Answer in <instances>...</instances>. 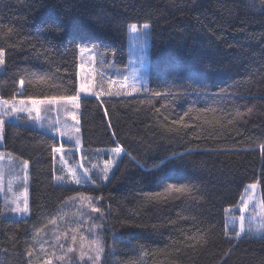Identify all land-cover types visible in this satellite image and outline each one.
I'll return each instance as SVG.
<instances>
[{"label":"trees","instance_id":"16d2710c","mask_svg":"<svg viewBox=\"0 0 264 264\" xmlns=\"http://www.w3.org/2000/svg\"><path fill=\"white\" fill-rule=\"evenodd\" d=\"M132 24L150 27L147 91L80 98L81 146L3 124L1 150L28 161L29 216L0 200V264H34L77 193L99 198L100 264H264V238L225 236L246 187L264 202L261 0H0V99L77 96L81 50L119 74ZM73 168L91 179L69 182Z\"/></svg>","mask_w":264,"mask_h":264},{"label":"rangeland","instance_id":"374dc122","mask_svg":"<svg viewBox=\"0 0 264 264\" xmlns=\"http://www.w3.org/2000/svg\"><path fill=\"white\" fill-rule=\"evenodd\" d=\"M138 27V26H137ZM142 28L138 27V29ZM148 36L146 41L141 44L139 38L135 34L129 31V56L127 62V68L120 72L119 74L108 75L107 73H102L98 71L96 67V57L93 53L89 51H80V66H79V89L77 95V101L73 104L70 101L63 99H55L51 103L45 102L33 106L30 102L31 100L24 99H14L9 101L8 105H4V108L8 109V115L0 116V119L4 121H12L15 123H21L25 125L35 126L36 128L43 130L46 133L52 134L59 139L69 141L77 146H81V136L79 128V100L84 96H94L102 93L103 91L110 94H125V95H139L146 91L144 87L147 88L148 82V63H149V32L150 27L146 29ZM93 57L95 58L93 60ZM94 68L93 72V87L89 92H80L81 84L85 82L88 77L90 70ZM4 71V65H0V74ZM103 74V75H101ZM133 74L136 80V88L138 91H133L131 87L121 88L120 83L125 77ZM112 81H117V83H111ZM131 83V79L129 80ZM111 85V86H110ZM21 91V87L19 88ZM1 100V99H0ZM52 100V99H49ZM41 100V101H49ZM23 102V103H22ZM12 105L17 108H23V111L12 113ZM39 109V115L36 111H30L33 108ZM3 109H0L2 112ZM25 120V121H24ZM54 127H58L63 130L66 135L61 137L58 132L54 131ZM78 129V131H77ZM2 138V131H0V141ZM79 139L80 143L77 144L76 140ZM0 200L6 210V216L12 218L23 219L29 216V175L28 167L27 170L23 167V161L2 151L0 148ZM27 176V181L25 182L24 177ZM11 183V188L9 187ZM257 185V184H256ZM248 188V187H246ZM245 195V191L242 196ZM20 197L21 207L23 206L24 197H27L28 202V212L27 213H14L11 209L15 207L13 201L16 197ZM248 196L254 197L252 203L249 204L246 212L244 213L245 228L248 227L247 217L255 216L256 220H260L258 213L260 212V205L262 203L259 186L252 190L249 189ZM248 196H245L247 199ZM94 206L98 207V201L94 199ZM241 204V199L238 205L234 208L229 209L230 212L226 213L227 225L229 228L230 237H235V231H239L240 221L239 217L241 212L239 210ZM83 213V214H82ZM99 213L91 212L90 208H81L79 199L73 201L70 200L62 210V216L57 221L55 226L49 227V229L44 232L41 237V242L39 246L38 258L35 259L34 264H100V262L95 261H81L80 259V236L84 235L86 239H91V233L88 228L92 224L98 225ZM235 217V221H233ZM99 226V225H98ZM76 231H73V230ZM234 229V230H233ZM97 235L101 238L100 227L96 229ZM67 234L66 236L64 234ZM76 236V242L73 243L72 236ZM249 236L258 237L259 235L247 234ZM60 237L57 240V237ZM244 236V235H243ZM61 245L63 247H61ZM68 248L75 249L72 252L67 251ZM84 251H88V245H85ZM90 255H95L94 253H89ZM103 256V255H102ZM57 257H63L62 260L57 259ZM102 259V257H101Z\"/></svg>","mask_w":264,"mask_h":264},{"label":"snow or ice","instance_id":"6c2138e0","mask_svg":"<svg viewBox=\"0 0 264 264\" xmlns=\"http://www.w3.org/2000/svg\"><path fill=\"white\" fill-rule=\"evenodd\" d=\"M262 3H264V0H261ZM148 25L145 24L142 26V28L138 29L136 24H132L129 26V31L130 33H133L136 35V37L139 38V41L141 44H143L148 36V33L146 31V29H148ZM9 31H12L11 29H9ZM95 58L93 57V60ZM5 64V51L4 49L0 48V65H4ZM101 64H103V61H101ZM93 72H94V68L92 70L89 71L88 73V77L86 78L85 82L81 84L80 87V92H89L90 89L93 87ZM103 75V74H101ZM131 79V83H129V80ZM111 83H117V81H112ZM120 83V87L121 88H126V87H131L133 89V91H138L139 89L136 88V80L134 79L133 74H130L129 76L125 77L123 81L119 82ZM21 84H23V81H21ZM111 86V85H110ZM144 90L147 91L146 86L144 87ZM154 95H160V93H154ZM56 98H52V100L49 101H41V100H35L32 99L30 102L32 103L33 106L38 105V104H42L45 102H49L51 103L53 100H55ZM60 99L63 100H67L72 102L73 104H75V102L77 101V96H67V97H61ZM10 102L8 100H0V109H3L2 112H0V116L2 115H8V109L4 108V105H8ZM23 103V102H22ZM23 108H17L15 105H12L11 108V112L12 113H17L20 111H23ZM30 111H36L37 115H39V109L38 108H33ZM249 111H251V109H249ZM5 123V121L3 119H0V131H2V127L3 124ZM54 131L58 132L59 135L61 137H63L64 135H66V133L61 130L58 127H54ZM78 131V129H77ZM76 143L79 144L80 141L79 139L76 140ZM53 153H58V152H62L63 148L61 147H53L52 149ZM117 155H119L122 152V149L120 147H117L113 150ZM55 158V157H54ZM61 159L63 160V156L61 157ZM23 167L25 170H27L28 167V161L25 160L23 161ZM93 168H98L97 165H93ZM103 178L105 180H107L108 177V173L110 171V162H105V166L102 170H100ZM89 170H85V172L83 173V175H81L79 172H77V170L75 168L69 170L68 172V178H69V182L71 183H75V184H81L83 182H87L89 179H91V177L88 174ZM0 176H2V172H0ZM57 180H64L63 176L60 177H56ZM25 182L27 181V176L25 175L24 177ZM9 187L11 188V183L9 185ZM257 187L256 184H252L249 185L248 188L245 189V195L241 197V204H240V212H241V216L239 217V221H240V228L239 231H235V238L236 239H240L242 238L243 235H247V234H252V235H259L260 238H264V202L261 203L260 205V212L258 213V215L260 216V220L257 221L255 216H249L247 217V223H248V227L245 228V220L246 217L244 215V213L246 212L248 206L250 203H252V201L254 200V197L252 196H248V192L249 189L254 190ZM171 190L173 191H177V192H183V191H187V189L183 186H181L180 188H172ZM245 196H248V198L246 199ZM79 199L80 201V205L81 208H90L91 212L93 213H100L101 217L103 215L102 210L99 207L94 206V199H99V198H93V197H89V196H85L83 193H77L76 197H72L70 198V200H77ZM20 197L17 196L16 200L13 201V203H15V207H13L11 210L14 213H27L28 212V202H27V197H24L23 200V206L21 207L20 204ZM226 213L230 212L229 209L225 210ZM83 214V213H82ZM235 217H233V221H235ZM50 223H55V218H53V220L50 221ZM98 225L92 224L91 227L88 228V231L91 233V239H86V237L84 235L80 236V259L81 261H95V262H100L101 261V257L104 253V247H103V241L99 238V236L97 235L96 229L98 228ZM234 230V229H233ZM73 231H76L75 229ZM229 234V228L226 222V226H225V236H228ZM65 236L67 235L66 233L64 234ZM60 237H57V240H59ZM72 240L73 243L76 242V236L73 235L72 236ZM88 245V251H84L85 245ZM61 247H63L61 245ZM75 249L73 248H68L67 251L72 252ZM141 252H143V249H141ZM89 253H94L95 255H90ZM57 259L62 260L63 257H57ZM47 264H50V262H47Z\"/></svg>","mask_w":264,"mask_h":264},{"label":"crops","instance_id":"0c3cea01","mask_svg":"<svg viewBox=\"0 0 264 264\" xmlns=\"http://www.w3.org/2000/svg\"><path fill=\"white\" fill-rule=\"evenodd\" d=\"M19 94H21V91H19ZM3 145V138H1V141H0V148L2 147Z\"/></svg>","mask_w":264,"mask_h":264}]
</instances>
